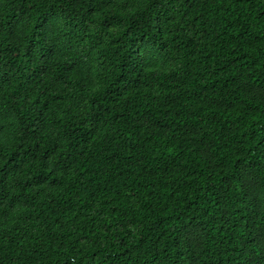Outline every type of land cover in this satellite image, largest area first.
<instances>
[{
	"label": "trees",
	"instance_id": "1",
	"mask_svg": "<svg viewBox=\"0 0 264 264\" xmlns=\"http://www.w3.org/2000/svg\"><path fill=\"white\" fill-rule=\"evenodd\" d=\"M0 264H264V0H0Z\"/></svg>",
	"mask_w": 264,
	"mask_h": 264
}]
</instances>
